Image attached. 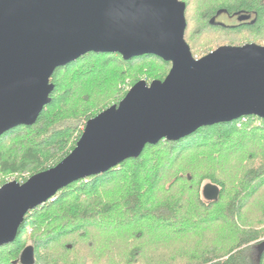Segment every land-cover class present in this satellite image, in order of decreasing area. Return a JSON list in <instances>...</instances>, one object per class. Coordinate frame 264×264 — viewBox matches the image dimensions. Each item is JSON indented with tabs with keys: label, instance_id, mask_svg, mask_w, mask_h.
Listing matches in <instances>:
<instances>
[{
	"label": "trees",
	"instance_id": "obj_1",
	"mask_svg": "<svg viewBox=\"0 0 264 264\" xmlns=\"http://www.w3.org/2000/svg\"><path fill=\"white\" fill-rule=\"evenodd\" d=\"M179 1L186 5L184 39L193 57L196 56V37L206 30L255 32L264 24V0H198L200 6L195 17L198 28L192 36H187L189 0ZM222 13L252 15L253 21L234 28L223 27L214 22ZM250 43L263 45L256 40ZM218 45L217 48L242 46L236 43ZM216 49L194 58L200 59ZM91 58L98 60L89 61ZM150 60L171 68V64L155 56L123 60L118 54L90 53L55 70L50 80L54 85L51 102L44 107L35 124L16 127L0 137V174L23 173L21 179H14L21 184L33 175L55 167L73 151L86 122L118 104L127 91L141 81L121 88L126 75L119 69ZM79 66H85V69L80 70ZM74 74L77 76H72ZM88 74L96 77L95 86L107 85L103 90L93 89L86 95L89 99L69 107L75 100V82ZM166 75L157 76L155 80H163ZM20 137L28 139L15 147L19 156L7 152L6 143L12 144ZM196 150L210 152L206 164L212 174L208 170L200 179L210 178L208 181L219 188L218 201L205 204L201 197L186 199L182 196L183 191L176 198L174 195L161 198V192L170 191L163 188L166 173L163 174L164 169L158 168L157 163L164 161V155H169L172 157L168 162L170 167L177 158ZM154 158L156 164L152 163ZM233 161L235 164L230 169L238 172L233 181L228 183V179L223 181L214 176L217 173L215 167L223 168ZM203 167L201 164L196 170L202 171ZM190 183L192 180L185 181V187L189 188ZM263 188L264 120L250 116L203 127L177 142L163 140L153 146L147 145L138 158L126 160L104 174L75 182L57 192L26 214L14 242L0 248V264H16L26 247L24 236L29 229L41 231L31 245L35 264H264V249L258 250L263 241L259 239L264 224L245 227L238 224L246 206ZM39 219L43 223H39ZM89 226L102 230L112 228L83 243V237H78L77 231ZM216 228H222V232L223 228H231V240L225 242L215 238L219 233L214 232V235L210 230ZM198 236H201L200 240ZM71 237L72 240L65 243L64 258L60 255L59 260L52 259L51 248ZM191 237L200 243L197 248L203 246L198 255L191 253L189 247L194 241H185ZM178 239L180 243L174 244ZM73 240L86 249V255L76 253L78 246L72 243ZM67 251L72 256L65 255ZM103 258L109 262H103Z\"/></svg>",
	"mask_w": 264,
	"mask_h": 264
},
{
	"label": "water",
	"instance_id": "obj_2",
	"mask_svg": "<svg viewBox=\"0 0 264 264\" xmlns=\"http://www.w3.org/2000/svg\"><path fill=\"white\" fill-rule=\"evenodd\" d=\"M185 10L179 0H0V137L34 125L51 102L55 70L87 54L155 56L171 64L163 80L137 82L89 119L55 167L0 187V248L14 242L29 211L138 158L147 145L243 117L264 120V45L221 46L196 59L184 39ZM219 195L211 183L202 189L207 202ZM15 263L35 264L34 248L26 246Z\"/></svg>",
	"mask_w": 264,
	"mask_h": 264
},
{
	"label": "rangeland",
	"instance_id": "obj_3",
	"mask_svg": "<svg viewBox=\"0 0 264 264\" xmlns=\"http://www.w3.org/2000/svg\"><path fill=\"white\" fill-rule=\"evenodd\" d=\"M188 2V0H185ZM200 1H190L189 0V6H188V20L190 23V27L188 29L187 32V36L188 35H193L195 33V31L198 28V24L195 21V17L197 12L199 11V5ZM209 5V3H208ZM219 21L226 24V25H231V24H235L237 23L236 20H229L228 18L221 16L219 18ZM205 33L203 35H197L196 37V41H195V53L196 56H201L205 53H207L210 50L216 49L220 44H227V43H236L239 45H244L246 43H250L253 42L254 40L261 42L264 45V24L263 26L259 29V31H248V32H238L237 30H231V31H225V32H220L217 30H206L204 31ZM94 60V61H93ZM98 60V58H91L89 61L92 62H96ZM117 61V60H116ZM87 62V61H86ZM80 70H84L85 66L80 67ZM88 69V68H87ZM107 69V68H106ZM106 69H103V71L106 74ZM79 70V69H78ZM119 70H124L123 73H125L126 77L124 79V86L121 88H126L128 85H130L132 82L136 81V80H143L146 81L147 83H150L152 81H154L155 79H157V76H163L168 74L170 68L167 66H162L160 63L154 61V60H150V61H140L136 64H134L132 67H124V68H120ZM103 72V74H104ZM72 76H77V75H72ZM83 78V77H82ZM96 77H92L90 74L86 75L82 80L75 82V97H74V101H72V103L70 104L69 107L71 106H75L76 102L80 101L81 103L84 102L86 99H89V97H87L86 95H88L93 89L96 90H103L105 88L104 84L102 86V83L100 81H96L101 83L95 86V79ZM73 79V78H72ZM65 80L69 81V76L67 75ZM71 81V80H70ZM71 83H73V81H71ZM103 87V88H102ZM94 92V91H93ZM102 105V104H101ZM72 108V107H71ZM84 130V128H83ZM28 139V137H20L18 138L16 141H13L12 144L11 142H7L5 147V150L7 152H9L10 154H16L15 156H19L18 155V151L15 150V147H17L19 145V143L23 140ZM3 147V149H4ZM202 150L198 151H193L187 155L181 156L179 158H177L173 165H171L170 167H168V162H170L172 160V157H170L169 155L165 156L164 155V161L157 163L158 168H163V174L166 173V177L164 178V183H163V188L170 191L169 193H167V191H163L160 193V197L161 198H166L167 196L170 195H174V198H176L179 194L180 191H183L182 196L186 199H188L190 196H194L195 199L201 197V200L207 204V201L203 199L202 197V189L203 187L207 184L210 183L208 180L210 178H208V180L205 179H200L202 175L206 174L209 170V167H207V161H209L210 158H208L209 153L207 151H204L203 153H201ZM212 153V152H211ZM211 155V154H210ZM208 158V159H207ZM155 163V158L152 161V163ZM158 162V160H157ZM207 163V164H206ZM156 164V163H155ZM154 164V165H155ZM167 164V165H166ZM201 164H203V168L202 171H198L196 170L198 168V166H200ZM235 164V162H231L228 163V165H225L223 168H219V167H215L216 170L214 169L215 172L214 176L217 177L220 180H227L228 179V183L233 181L235 178V176L238 174V172L234 171L233 169H230L231 166H233ZM241 165V164H240ZM156 166V165H155ZM162 166V167H160ZM240 167V166H239ZM242 167V166H241ZM210 171V170H209ZM210 174H212V171L209 172ZM202 174V175H201ZM22 175H24L23 173L20 175H12L9 173H1L0 174V185L3 183H8L11 181H14V179L18 180L21 179ZM211 177V176H210ZM192 180V183H190L189 188L185 187V181H191L188 179ZM233 178V180H232ZM173 184V185H172ZM168 186H172V187H168ZM114 187H118L117 185H115ZM169 188V189H168ZM188 188V192L187 191ZM172 190V191H171ZM200 194V196H198ZM226 198H224L223 201H225ZM191 202V201H190ZM39 223H43L42 220L39 219ZM242 224L243 227L247 226V225H262L264 224V188L262 190H260L255 196L254 198L251 200V202H249V204L246 206L245 208V212L243 213L240 221L238 222V224ZM112 228V227H111ZM105 229V230H109L110 229ZM98 227H94V226H89L86 227L85 229H81L79 231H77V236L78 237H83V243L89 242L90 239H92L96 234V237L101 236L100 232H104L105 230L99 229ZM264 229V227H263ZM114 230V229H112ZM224 232H222V228H216L213 230H210L211 233H219L216 236H214L215 238H217L218 240H222V241H230V230L231 228H223ZM41 231H33L32 229H29L26 233V235L24 236V242H25V246H31L32 245V241L34 238H36L39 233ZM87 234L88 235H83ZM196 233V231H195ZM194 233V234H195ZM214 233V235H215ZM197 235V233H196ZM86 236V237H85ZM201 236H198L199 240H200ZM194 237H191L189 239H186L185 241H194V243L192 245H190L189 247H191V253H196L198 255L199 252H201L200 250L202 249V245L199 246V248H197L196 246L199 245V242H196L198 240H194ZM70 240H72L71 238H65V241H62L60 243H57V245L53 246L51 248V250L49 251V254H51L52 259H58V257H63L64 258V248L65 247V243L69 242ZM260 241L263 240L264 241V230H263V234H262V238L259 239ZM79 242L82 244V240L79 239ZM72 243H74V245L80 244V243H75L74 240L72 241ZM180 243V240H176V242L174 244H178ZM221 242H216L215 244H219ZM219 246V245H218ZM76 249L78 250L76 253L80 256V254L86 255V249H83L81 247H76ZM4 253H2L3 255ZM1 255V254H0ZM65 255H70L72 256L70 253H68V251L65 253ZM74 256V255H73ZM196 256V255H194ZM100 258V257H99ZM98 259V257H97ZM103 262L107 263L109 262L107 258H103L102 259Z\"/></svg>",
	"mask_w": 264,
	"mask_h": 264
},
{
	"label": "flooded vegetation",
	"instance_id": "obj_4",
	"mask_svg": "<svg viewBox=\"0 0 264 264\" xmlns=\"http://www.w3.org/2000/svg\"><path fill=\"white\" fill-rule=\"evenodd\" d=\"M221 16H224V17L228 18V19L231 20V21L236 20L237 23H235V24H231V25H226V24H224V23H222V22L219 21V18H220ZM239 16H240V15H229V14H227V13H222V14H220V15L214 20V22H215L216 24H218V25L223 26V27L234 28V27L241 26V25H243V24L251 23V22L253 21V18H252L253 16L250 15V19H249L248 21H245V22H239V21H238V17H239Z\"/></svg>",
	"mask_w": 264,
	"mask_h": 264
}]
</instances>
